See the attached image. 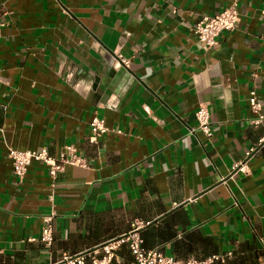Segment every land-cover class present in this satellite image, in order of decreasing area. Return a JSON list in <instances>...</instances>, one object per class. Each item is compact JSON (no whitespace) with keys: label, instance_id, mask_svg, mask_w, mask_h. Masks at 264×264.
<instances>
[{"label":"crops","instance_id":"obj_1","mask_svg":"<svg viewBox=\"0 0 264 264\" xmlns=\"http://www.w3.org/2000/svg\"><path fill=\"white\" fill-rule=\"evenodd\" d=\"M233 2L0 0V264H68L135 222L148 250L264 264V121L249 104L255 89L264 114V0H239V27L210 52L194 34ZM95 117L110 130L98 144ZM68 145L89 168L54 184L40 163L20 180L8 157ZM115 264H135L127 246Z\"/></svg>","mask_w":264,"mask_h":264},{"label":"built area","instance_id":"obj_2","mask_svg":"<svg viewBox=\"0 0 264 264\" xmlns=\"http://www.w3.org/2000/svg\"><path fill=\"white\" fill-rule=\"evenodd\" d=\"M241 22L239 12V0L223 9L220 13L214 16H203L194 27V34L197 38L200 48L204 52H210L219 45L220 37L225 33L235 31ZM3 25L0 23V31ZM129 61L120 57L116 60L115 67L129 66ZM252 78H257V74H253ZM250 110L253 115L251 123L260 125L264 121L262 105L257 97V90H252L249 96ZM198 124V131L205 137L212 138L214 135L213 125L210 118V111L207 107L202 106L195 114ZM92 135L90 142L98 144L99 140L106 135L110 130L106 125L105 120L93 118L91 124ZM120 133V132H118ZM254 149H251L247 157L249 158ZM8 157L12 161L13 171L15 175L22 180L29 168L34 163H40L47 167L51 182L54 184L59 173L63 172L66 167L89 168L88 159L79 151L75 145L65 146L64 150L59 155L51 154L47 149L22 151L14 148H8ZM245 163L235 166L234 174L244 171ZM54 214L46 218V226L42 232V241L47 247H51L53 243V219ZM146 224L143 222H135L132 225L131 231L125 236L104 243L99 250L94 252L81 254L67 259L68 264H115L117 259V251L123 245L127 246L133 256L135 264H212L215 261H224L223 258H211L209 260H197L190 258L186 261L179 260L175 257L165 255L162 248L148 250L145 247L144 239L141 235ZM231 255V254H229Z\"/></svg>","mask_w":264,"mask_h":264},{"label":"trees","instance_id":"obj_3","mask_svg":"<svg viewBox=\"0 0 264 264\" xmlns=\"http://www.w3.org/2000/svg\"><path fill=\"white\" fill-rule=\"evenodd\" d=\"M240 264H244L245 262L244 261H241V262H239ZM238 263V264H239ZM214 264H221V262H218V263H214ZM229 264V263H228Z\"/></svg>","mask_w":264,"mask_h":264}]
</instances>
